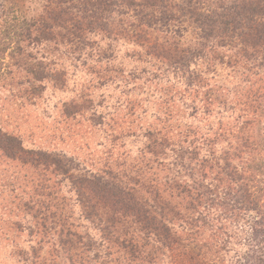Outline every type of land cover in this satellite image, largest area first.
Returning <instances> with one entry per match:
<instances>
[{
	"label": "trees",
	"instance_id": "trees-1",
	"mask_svg": "<svg viewBox=\"0 0 264 264\" xmlns=\"http://www.w3.org/2000/svg\"><path fill=\"white\" fill-rule=\"evenodd\" d=\"M3 24L0 86L5 74H18L30 83L26 92L36 95L43 81L56 77L32 51L43 43L92 46V36L101 35L133 43L135 60H154L153 71L128 74L125 85L133 87L114 106V112L125 106L121 118L113 114L106 121L95 108L89 118L112 147L143 129L135 162L107 158L88 167L62 152L27 147L0 125V193L8 189L10 211L29 217L30 225L12 221L17 232L35 237L20 249L21 260L264 264V0H46L39 14ZM189 28L193 44L185 42ZM8 51L21 70L5 65ZM218 67L240 77L232 99L214 81ZM152 82L168 93L159 105L166 115L155 113L143 127ZM176 101L202 118L218 115L216 126L182 128ZM90 104L91 97L73 100L64 111L84 115ZM65 181L80 218L99 230L100 239L81 229Z\"/></svg>",
	"mask_w": 264,
	"mask_h": 264
},
{
	"label": "rangeland",
	"instance_id": "rangeland-1",
	"mask_svg": "<svg viewBox=\"0 0 264 264\" xmlns=\"http://www.w3.org/2000/svg\"><path fill=\"white\" fill-rule=\"evenodd\" d=\"M45 1L0 0V25L9 24L15 17L30 18L39 14ZM189 29L185 33V42L193 44L195 35L191 28ZM89 41H93L94 44L90 46L89 42H86L82 47L83 45L43 43L32 50L47 65V69L54 68L56 73L53 79L42 82L44 90L38 95L31 91L26 92L25 89L30 87L27 79L22 81L17 79L18 74H5V80H1L0 86V125L5 130L20 135L27 147L62 152L76 157L88 167L92 165L98 167L107 158L118 162H135L138 157L140 158L141 150L144 148L143 129L137 127V132H133L134 134L130 136H122V139L116 142V146L112 147L104 138V132L94 126L93 122L95 123L96 119L92 122L89 118L93 108L97 111V115L103 114L106 121L113 114L121 118L125 106L119 107L117 112H114V106L119 95L123 94V90L133 87L129 83L125 85L129 78L128 74L130 71L140 73L145 68L150 69L147 71H153L154 60L151 61V58H145L143 61L135 60L133 55L136 46L124 39H109L96 35ZM8 56L9 51L6 52L5 65L12 64V69L17 71L23 68L16 65ZM99 57H102L100 63L97 61ZM148 73H142V76ZM59 75L60 78H57ZM106 75H109L110 79L107 80ZM123 75H126V78ZM215 80L230 99L235 97L236 87L241 84L239 75L227 67H218ZM142 81L138 79L134 83L140 85ZM151 84L148 94L151 100L145 102L147 112L143 124H139L143 127L154 120L155 113L166 115L159 110V105L163 103V99L168 98V93L157 82ZM121 96L124 98L123 95ZM89 97L94 100V107L89 105L90 112L78 116L65 113L66 104L73 100L80 102ZM175 104L183 110L180 117L182 128L187 124L208 127L211 123L216 126L218 115L202 118L201 112L193 114L181 103L176 101ZM2 168L5 166L0 165V169ZM13 170L16 169L11 168L10 172ZM13 185L19 186L20 182ZM63 192L72 197L70 202L81 229L100 239L99 230L89 221L80 218V206L76 202V194L67 181L64 182ZM10 198L8 189L5 193H0V264H26L17 254L21 248L25 249L28 244H33L35 237L31 239L26 232H17L19 229L12 225L14 220L21 221L23 225L30 224L29 217L10 211Z\"/></svg>",
	"mask_w": 264,
	"mask_h": 264
}]
</instances>
